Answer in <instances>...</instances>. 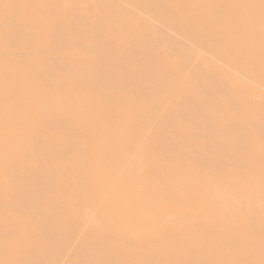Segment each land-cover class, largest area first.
Segmentation results:
<instances>
[{"label": "bare ground", "instance_id": "6f19581e", "mask_svg": "<svg viewBox=\"0 0 264 264\" xmlns=\"http://www.w3.org/2000/svg\"><path fill=\"white\" fill-rule=\"evenodd\" d=\"M0 264H264V0H0Z\"/></svg>", "mask_w": 264, "mask_h": 264}]
</instances>
